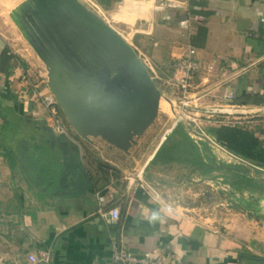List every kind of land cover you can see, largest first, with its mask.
I'll list each match as a JSON object with an SVG mask.
<instances>
[{
	"label": "crops",
	"instance_id": "crops-1",
	"mask_svg": "<svg viewBox=\"0 0 264 264\" xmlns=\"http://www.w3.org/2000/svg\"><path fill=\"white\" fill-rule=\"evenodd\" d=\"M23 2L0 0V264H112L115 240L137 252L158 249L179 264H264L263 258H242L257 243L264 244V238L259 239L264 232L245 225L227 232L212 230L175 205L179 199L155 194L146 167L166 134L140 171L125 176L115 165L101 162L91 147L59 140L61 133L48 126V107L25 92L31 80L13 16ZM97 3L116 14L129 4L121 18L147 21L145 33L157 39L160 56L167 51L175 58L177 46L195 44L199 27L206 26V38L195 46L208 100L225 107L227 118L232 110L241 121L253 118L254 125H264V0ZM184 18L191 19L192 29L181 26ZM148 131L129 151L108 148L133 155ZM258 133L264 138V131ZM113 205L122 211L118 222L108 221L101 212ZM33 250L49 251L50 259L31 261Z\"/></svg>",
	"mask_w": 264,
	"mask_h": 264
},
{
	"label": "rangeland",
	"instance_id": "rangeland-1",
	"mask_svg": "<svg viewBox=\"0 0 264 264\" xmlns=\"http://www.w3.org/2000/svg\"><path fill=\"white\" fill-rule=\"evenodd\" d=\"M83 1L92 10L99 12L112 27L135 47L140 57L146 62L158 86L167 98H170L171 102H162L156 120L148 128L150 129L148 136L133 155L127 154L125 156L112 152L111 148L108 147L115 145L102 136L91 135L88 139L83 138L76 131L57 101L59 104L58 116L74 138L73 140L66 134H61L65 139L61 136L59 140L67 139L66 141L77 146L91 147V151L97 153L95 156L101 162L115 165L120 174L125 176L140 171L148 154L156 148L165 134L178 135L183 142L181 149L178 150L180 156L168 163L156 162L154 158L146 167L145 174L150 176L154 182L151 183L152 186L157 188L155 194L159 198L163 196L164 199H179L174 203L175 205H178L182 211L190 213L196 221L212 230L227 232L231 229H242L245 225V227H252L256 232H264V167L254 166L251 162L231 154L225 144L219 142L214 135V128L226 123L229 124L232 120H241L233 116L235 112L232 110L229 111L230 116L227 118L225 107L213 105L208 100L210 91L205 90L207 88V85H204L206 82L201 85L200 78L203 67L199 60L200 70L197 71L194 77L195 81H192L193 84L189 87L188 96L184 97L183 89L173 78L175 58L168 56L167 51H164L163 55L160 56L157 39L154 37L151 39V34L145 33L149 25L146 27L143 23L147 21L143 18L138 20L122 19L121 13L126 11L129 4L125 5L123 10L121 8L116 14V11L107 10L102 5L101 9H96L98 7L92 5L91 0ZM95 1L97 2V0ZM16 29L19 33L17 37L19 44L17 45L24 53L21 57L25 59L27 64L28 79L35 82L40 81L42 86L46 85L44 90L52 93L56 98L48 85L47 64L38 52L30 46L22 34L23 31L21 32L18 26ZM181 100L188 101L184 105L185 115L192 120L189 118L180 119L181 107L183 106ZM249 119L252 121L253 118ZM250 121H245V125L256 123ZM177 125V130H174ZM51 129L54 130L53 127ZM100 146H103V150L98 149ZM232 237L233 239L236 238L233 234ZM262 237L264 238V236H260V241H263ZM262 246L264 247V244L257 243L251 254L246 252L242 258L250 259L254 256L255 258H263L264 261V255L258 256L259 253H264ZM250 262L244 261L246 264H253Z\"/></svg>",
	"mask_w": 264,
	"mask_h": 264
},
{
	"label": "water",
	"instance_id": "water-1",
	"mask_svg": "<svg viewBox=\"0 0 264 264\" xmlns=\"http://www.w3.org/2000/svg\"><path fill=\"white\" fill-rule=\"evenodd\" d=\"M27 1L14 19L47 64L48 85L67 118L83 138L102 136L129 151L167 98L146 62L83 0H44L54 11L46 5L41 18L47 22L31 24L20 15Z\"/></svg>",
	"mask_w": 264,
	"mask_h": 264
},
{
	"label": "built area",
	"instance_id": "built-area-1",
	"mask_svg": "<svg viewBox=\"0 0 264 264\" xmlns=\"http://www.w3.org/2000/svg\"><path fill=\"white\" fill-rule=\"evenodd\" d=\"M90 2L92 5L98 7L96 9H101L100 5L95 0H91ZM180 24L186 30H190L194 27L190 18L182 19ZM177 48V54L173 63V78L183 89L184 97H187L189 87L193 84L192 81H195L194 77L197 71L200 70L197 59L198 50L190 41L180 43ZM45 87L46 85L42 86L40 81L35 82L31 80V87L28 86L25 92L40 99L48 107L50 113V123L48 125L50 128H54V130L52 129L53 131L66 134V136L74 140L72 135L65 128L66 126L63 124L62 119L58 116L59 104L56 98L52 93L46 92L44 90ZM181 102L183 104L181 107V112L183 114L181 113L180 119L189 118L185 115L184 108V105L187 104L188 101L181 100ZM189 120L192 119L189 118ZM193 120H195V118H193ZM101 212L110 222H118L122 214L121 208L118 205L104 207ZM29 259L33 262H38L40 260L48 261L50 259V252L47 250H40L38 252L33 250L29 252ZM111 262L112 264H179L175 256L169 255L158 249L137 252L116 240L112 242Z\"/></svg>",
	"mask_w": 264,
	"mask_h": 264
},
{
	"label": "trees",
	"instance_id": "trees-1",
	"mask_svg": "<svg viewBox=\"0 0 264 264\" xmlns=\"http://www.w3.org/2000/svg\"><path fill=\"white\" fill-rule=\"evenodd\" d=\"M207 32V27L201 25L197 37L193 40L196 42L194 45L201 44L206 38ZM244 122L243 120L242 125H240L241 121L232 120L229 124L226 123L223 126L214 128V135L219 142L225 144L231 154L251 162L254 166L264 167V138L258 135V132L264 131V125L257 123L252 126L249 124V127ZM177 128L178 125L174 130H177ZM182 145L183 142L180 136L170 133L158 149L155 161L168 163L177 159L180 156L178 150L181 149ZM151 182L153 181L151 180Z\"/></svg>",
	"mask_w": 264,
	"mask_h": 264
},
{
	"label": "flooded vegetation",
	"instance_id": "flooded-vegetation-1",
	"mask_svg": "<svg viewBox=\"0 0 264 264\" xmlns=\"http://www.w3.org/2000/svg\"><path fill=\"white\" fill-rule=\"evenodd\" d=\"M26 0H24L25 2ZM27 7H25V9L20 10V15L23 16L24 20L26 23L31 24L33 22V20L35 19L37 22L40 21V19H44L47 22V19L41 18V15L43 14L42 8L45 10L46 9V5H48L44 0H28L27 1ZM38 3V4H37ZM39 5V6H38ZM37 11H39L40 13H37ZM48 11H54L52 10V8L48 5L47 8V12ZM45 15V14H44ZM47 15V14H46ZM45 15V16H46ZM48 16V15H47ZM46 16V17H47ZM30 43V42H29ZM31 45V44H30ZM32 46V45H31ZM33 47V46H32ZM34 49V47H33ZM35 50V49H34ZM36 51V50H35ZM37 52V51H36Z\"/></svg>",
	"mask_w": 264,
	"mask_h": 264
},
{
	"label": "bare ground",
	"instance_id": "bare-ground-1",
	"mask_svg": "<svg viewBox=\"0 0 264 264\" xmlns=\"http://www.w3.org/2000/svg\"><path fill=\"white\" fill-rule=\"evenodd\" d=\"M164 101H168L169 102V100L167 99V98H164V97H162V99H161V104H162V102H164ZM165 137V135L163 136V138Z\"/></svg>",
	"mask_w": 264,
	"mask_h": 264
}]
</instances>
